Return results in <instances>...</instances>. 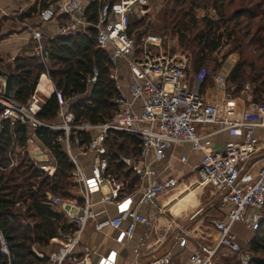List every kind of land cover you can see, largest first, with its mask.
I'll list each match as a JSON object with an SVG mask.
<instances>
[{
  "label": "built area",
  "instance_id": "built-area-1",
  "mask_svg": "<svg viewBox=\"0 0 264 264\" xmlns=\"http://www.w3.org/2000/svg\"><path fill=\"white\" fill-rule=\"evenodd\" d=\"M89 2L99 5L94 22L85 17L84 7ZM148 8V0H55L53 6L36 14L37 25L19 22L29 33L30 46L25 56L33 57L44 69L48 65V42L52 37L41 34L42 25L53 23L59 36L83 34L88 28L93 29L95 48L106 52L110 65L108 77L117 92L111 99L113 111L108 119L96 124L75 123L68 110V104L74 99H62L45 73L38 76L34 89L22 103L3 97L0 78V130L1 122L6 121L10 127L19 124L26 131L23 147L18 146L11 133L5 154L7 164L0 165V170L14 167L18 156H25L42 176H52L54 159L36 134L39 128L57 133L54 141L71 164L67 176L73 189L71 196L62 198L45 192L44 201L74 228L58 231L57 242L45 245L47 252H41L39 246L31 247L36 256L46 257L47 264H116L119 251L131 239L137 224L144 232L130 248L133 260L129 264H170L169 251H153L160 245L157 241L160 235L153 230L150 217L137 212L139 206H152L160 194L176 185V179L171 177L146 181L150 171L144 161L148 156L158 160L169 145L185 143L192 151L202 152L196 168L198 183L215 188L222 213V218L209 220V234L189 249L188 264H214L221 257L219 250L238 253L240 249L230 232L232 224L240 222L253 232L264 218V166L255 174L250 170V156L258 143L253 129H264V95L253 98L251 87L245 84L235 99L241 98L245 104L239 102L241 105L235 107L234 115L220 116L216 104L205 103L196 88L189 87L188 59L159 51L160 36L147 31L146 24L131 28V18L144 17ZM95 75L92 69L87 86L94 82ZM213 79L223 98L230 100L225 91V78L218 73ZM42 80L46 82L45 87ZM51 95L57 101L54 117L48 122L39 120L36 114ZM204 124L216 125L219 131H227L240 140L225 143L221 151H204L202 137L194 128ZM109 131L133 136L139 143L136 158L117 155L118 161L138 179L136 187L127 193L124 182L108 171L104 139ZM80 134L87 136L83 143L79 142ZM81 161H88L87 170ZM101 205H110L113 214L104 216L103 209H94ZM94 235L102 239L95 245ZM150 235L156 240L149 246L146 238ZM188 237L187 231L181 235L175 233L173 243L184 248ZM0 253L6 254L1 238ZM241 253L236 261L248 264L247 254Z\"/></svg>",
  "mask_w": 264,
  "mask_h": 264
},
{
  "label": "trees",
  "instance_id": "trees-1",
  "mask_svg": "<svg viewBox=\"0 0 264 264\" xmlns=\"http://www.w3.org/2000/svg\"><path fill=\"white\" fill-rule=\"evenodd\" d=\"M168 2L169 6L163 11L159 29L161 31L169 27L178 43L187 45L189 54L191 53L192 73L196 74L212 54L229 45L228 52H236L238 56L226 76L227 83L234 86L233 93H238L247 81L245 84L251 87L253 98L264 95V0ZM200 5L209 6L213 15L200 20L194 19L191 9ZM44 7L46 0H34L27 12L18 16V21L34 20L37 11ZM98 7L96 2L89 4L85 11L88 21H95ZM229 7L231 9L228 11ZM144 17L132 22L131 28L145 24ZM149 32L156 34L159 30ZM185 34H188L187 38ZM218 66L219 63L214 64L210 74L203 78L204 86L211 85V74ZM0 68L9 75V97L13 101L24 102L34 89L38 76L45 73L62 99H74L68 104V110L73 114L75 123H100L108 119L113 111L111 99L117 92L108 77L110 65L106 52L95 48L91 28L83 34L70 33L53 37L48 42L46 69L33 57L25 55L14 57L11 64L0 62ZM92 69L96 71L95 80L87 86L86 80L92 74ZM202 88L200 86L197 90L199 95ZM56 108L57 101L51 95L36 117L42 121H51ZM1 124L0 165L5 167V154L11 133L16 137L18 146L23 147L26 131L19 124L13 127L6 121ZM36 134L50 149L55 169L51 177L42 176L41 172L35 170L32 161L25 156H18L19 161L14 167L0 170V238L6 250V254L0 253V264H47L46 257L36 256L31 247L45 246L50 241L57 242L58 231L66 232L69 228H74V225L66 224L61 215L44 201L45 192L62 198L71 196L69 189L72 188L67 178L71 164L54 141L57 133L39 128ZM79 137L81 143L87 139L82 134ZM104 144L108 171L124 182V192H130L138 184V179L133 171L126 169L118 161L117 155L136 158L139 151L137 138L109 131ZM18 206L21 207L20 211ZM247 250L250 253L248 264H264V218L259 220L257 229L252 232Z\"/></svg>",
  "mask_w": 264,
  "mask_h": 264
},
{
  "label": "crops",
  "instance_id": "crops-1",
  "mask_svg": "<svg viewBox=\"0 0 264 264\" xmlns=\"http://www.w3.org/2000/svg\"><path fill=\"white\" fill-rule=\"evenodd\" d=\"M33 1L34 0H0L1 63L11 64L12 61H10V59L16 56L26 55L28 52L30 46V43L27 42L29 33L20 27L19 22L22 21H18V16L26 13L28 8L33 4ZM54 1L55 0H46V7L49 5L53 6ZM90 3L92 2H89L84 7V13ZM150 5L151 4H149V7H151ZM39 11H37V13ZM24 22L35 23V25H37L36 18L34 20H24ZM40 32L47 37L53 38L59 36L57 34L56 25L51 22L42 25ZM234 55L233 52L224 57L222 66L216 68L211 74V77L219 73L226 81L228 72L234 65L235 60H237ZM231 57L233 59H231ZM1 70L4 71L3 69ZM41 83L44 85L42 87H45V80H42ZM188 85L189 87L194 86L197 90L196 83L192 81V72L188 80ZM244 85L245 84H243V86ZM210 86L213 89L211 93L209 92V95H204V97L202 94L200 95L203 100L216 104L219 107L220 116L234 115L235 107L241 105L238 103L242 102V104H245V101L241 98L235 101V96H232L234 90L233 85L226 84V94H229L230 97H234L230 100L224 99L221 91L216 89L214 85ZM240 91L237 95H239ZM194 128L202 137L201 141L205 144L204 151H221L225 143L237 142L240 140L239 137L231 135L227 131H219L217 126L213 124L195 125ZM253 134L258 138L255 151L250 156V163L252 164L250 170L251 173L255 174L259 168L264 166V129L258 127L254 128ZM201 156L202 152L192 151L189 145L184 143L182 145H169L158 160H152V157L148 156L146 161H144L145 166L150 171V175L147 176L146 181H162L169 177L176 179V185L160 194L152 206H139L137 208L138 213L142 215L147 214L150 217L154 228L153 230L160 235L157 239V241H160V245L153 251H169L171 254L170 264H188L187 253L189 249L194 243L201 241V238L209 234V218L212 216L218 219L222 218L215 188L203 186L198 183L196 168L200 162ZM180 157H183L184 160L180 161ZM81 164L83 169L87 170L88 161H81ZM93 198L96 199L95 194ZM100 208L104 210V216H111L113 214L110 205L96 206L94 209L98 210ZM100 218L101 216L98 217V219ZM107 231L109 232V230ZM182 231H187L190 237L186 239V246L184 248H178L175 243H173V235L175 233L181 235ZM143 232L144 228L137 224L133 230L131 239L119 251L116 264H129L133 260L130 248L135 245L137 238L141 237ZM93 240V245L98 243V241H102L99 235H94ZM154 240H156L154 236L150 235L146 238V244L150 246ZM39 248L43 253L48 251L45 246H39Z\"/></svg>",
  "mask_w": 264,
  "mask_h": 264
},
{
  "label": "rangeland",
  "instance_id": "rangeland-1",
  "mask_svg": "<svg viewBox=\"0 0 264 264\" xmlns=\"http://www.w3.org/2000/svg\"><path fill=\"white\" fill-rule=\"evenodd\" d=\"M206 1V0H205ZM152 2V3H150ZM203 2V0H202ZM148 4H151L148 9H147V14L144 15V22L147 26H145L147 31H156L157 29L159 30V32H156L155 35L160 36L161 39V48L159 49V51L161 52H165L168 53L169 55H174L175 57H185L186 59H188V66H187V71H188V76L190 77L191 74V53L189 54V51L187 49V45H183V43H178V39L176 36H174L173 34H171L170 32V28H166L165 30H161L159 29L160 25V20H161V16L163 15V11L167 9V7L169 6V2L168 0H148ZM235 6V5H232ZM231 6V7H232ZM231 7L227 8V10L229 11L231 9ZM191 14L194 17V19L196 20H200L202 17H208V16H212V11L210 9L209 6H203L200 5L199 7H194L191 9ZM137 20V17H132L131 18V22H134ZM144 26V25H143ZM149 26V27H148ZM185 37H188V34H185ZM185 38V39H186ZM230 46L229 45H225L223 46L219 52L214 53L211 55V57L205 62V64H203V67L198 70V72L196 74L192 73V81L193 83H196L197 85V90L199 89L200 86H202V91L201 94L204 97V95H209L212 91V87L211 86H204V77H206L207 75L210 74L211 69L214 67V64L219 63V67L222 66L223 64V60L224 57H226L229 53ZM233 53V52H232ZM231 52L229 54H232ZM227 54V55H226ZM234 56H236L237 58V54L236 52H234ZM225 55L223 58L222 56ZM232 56V55H231ZM231 59H233L231 57ZM236 62V60H235ZM201 74V76H200ZM209 77V76H208ZM214 77H211V85H215L214 82ZM189 80V79H188ZM247 83L244 82V84ZM226 81H225V87L226 86ZM229 90V89H228ZM242 90V89H241ZM210 92V93H209ZM237 93H233L232 96L234 97H230V98H234L236 99L239 95H237ZM230 96V95H229ZM205 103L208 104H213L211 102H208L206 100H204ZM70 193L73 192V189H69ZM18 210L20 211V206L17 207ZM212 218H216L214 216L210 217V219ZM88 224V223H87ZM230 232L233 234L234 236V241L235 243L238 245V253H232L231 251L227 250H219V255H221V257L218 258V260H214V264H238V262L236 261L237 256L241 253L244 252L247 254V256H250V253L247 250V242L250 239V237L252 236V232L248 231L244 228L243 224L240 222H235L232 224V226L230 227ZM262 233V232H260ZM91 237V235H90ZM88 240H89V235H88ZM242 254V253H241ZM222 259L219 261V259Z\"/></svg>",
  "mask_w": 264,
  "mask_h": 264
},
{
  "label": "water",
  "instance_id": "water-1",
  "mask_svg": "<svg viewBox=\"0 0 264 264\" xmlns=\"http://www.w3.org/2000/svg\"><path fill=\"white\" fill-rule=\"evenodd\" d=\"M0 78L3 79V97L9 98V75L0 69Z\"/></svg>",
  "mask_w": 264,
  "mask_h": 264
}]
</instances>
